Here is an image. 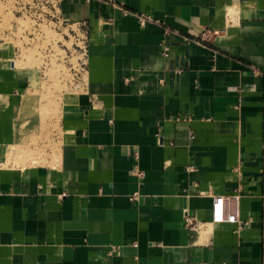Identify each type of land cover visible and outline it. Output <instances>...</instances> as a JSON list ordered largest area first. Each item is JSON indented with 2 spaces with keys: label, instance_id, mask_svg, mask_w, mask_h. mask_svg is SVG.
<instances>
[{
  "label": "crops",
  "instance_id": "obj_1",
  "mask_svg": "<svg viewBox=\"0 0 264 264\" xmlns=\"http://www.w3.org/2000/svg\"><path fill=\"white\" fill-rule=\"evenodd\" d=\"M59 14L86 58L58 146L33 71L0 64V264H264V0ZM234 193L241 223L212 224V198Z\"/></svg>",
  "mask_w": 264,
  "mask_h": 264
},
{
  "label": "rangeland",
  "instance_id": "obj_2",
  "mask_svg": "<svg viewBox=\"0 0 264 264\" xmlns=\"http://www.w3.org/2000/svg\"><path fill=\"white\" fill-rule=\"evenodd\" d=\"M60 1L0 0V64L12 61L27 74L33 71L32 92L44 117L42 134L48 131L54 146L61 136L62 104L72 102L85 80V36L61 19Z\"/></svg>",
  "mask_w": 264,
  "mask_h": 264
},
{
  "label": "built area",
  "instance_id": "obj_3",
  "mask_svg": "<svg viewBox=\"0 0 264 264\" xmlns=\"http://www.w3.org/2000/svg\"><path fill=\"white\" fill-rule=\"evenodd\" d=\"M126 16L128 12L124 13ZM149 21L148 18L141 17L140 23L145 25ZM164 55H168V48L164 49ZM85 58H86V45H85ZM85 65V61L84 64ZM264 81V72L261 73ZM193 137V136H192ZM136 175L139 179L144 178V173L137 172ZM262 178L264 180V101H263V154H262ZM132 200H138L140 198L139 193H134L132 195ZM240 207H241V197L239 194H228V195H217L212 198V224H240ZM186 225L188 227H193L194 221L190 217L185 219Z\"/></svg>",
  "mask_w": 264,
  "mask_h": 264
}]
</instances>
